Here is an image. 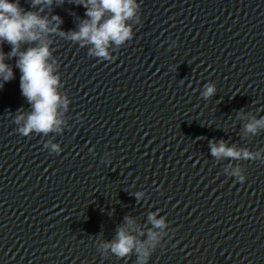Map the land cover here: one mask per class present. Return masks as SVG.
<instances>
[{
    "label": "water",
    "instance_id": "1",
    "mask_svg": "<svg viewBox=\"0 0 264 264\" xmlns=\"http://www.w3.org/2000/svg\"><path fill=\"white\" fill-rule=\"evenodd\" d=\"M137 3L133 39L113 45L111 61L52 35L69 99L60 133L16 131L13 117L31 106L16 58L5 60L15 78L0 88V264H136L135 254L102 255L99 241L125 216L146 233L157 211L168 228L148 264H264V163L217 161L209 147L264 150V130L244 133L250 115L264 117V0ZM85 12L54 0L43 14L67 32ZM206 84L217 89L207 100ZM229 164L244 183L226 175Z\"/></svg>",
    "mask_w": 264,
    "mask_h": 264
},
{
    "label": "clouds",
    "instance_id": "2",
    "mask_svg": "<svg viewBox=\"0 0 264 264\" xmlns=\"http://www.w3.org/2000/svg\"><path fill=\"white\" fill-rule=\"evenodd\" d=\"M53 3L54 0H31L30 9L26 10L20 0H0V88L15 78L13 67L5 60L16 58L15 67L21 73V94L31 106V111L18 110L13 120L17 125L16 131L26 137L33 133L44 136L60 133L66 123L61 117L68 110L69 99L59 91L61 77L55 68L57 61L52 51V35L79 44L81 48L88 47L89 56L111 61L110 48L113 45L120 48L132 40L133 22L138 24L140 21L141 5L137 0H73L86 9L87 18L80 21L76 30L65 32L60 28L63 23L60 16L49 18L43 14ZM55 3L59 6L65 0H55ZM5 43L11 46L10 53L4 52ZM23 45L29 47L22 50ZM216 91L214 84H206L201 96L207 100ZM239 115L247 118L243 112ZM260 130H264V117L257 119L250 115L249 122L244 125V133L257 135ZM49 146L53 153L60 152L58 144L49 141L44 145L45 148ZM209 147L211 156L217 161L230 158L232 161L259 160L264 163V150L253 152L236 145L228 146L223 140L219 143L210 141ZM244 171L240 164H229L225 168L226 175L239 183L246 180ZM135 196L140 201L144 192L138 191ZM124 220L116 237L111 241L101 239L97 250L102 255L111 253L118 258L135 254L136 264H148L166 237L167 218L158 211L149 213L148 221L152 227L146 233L132 217L125 216ZM145 235L146 239L140 238Z\"/></svg>",
    "mask_w": 264,
    "mask_h": 264
}]
</instances>
